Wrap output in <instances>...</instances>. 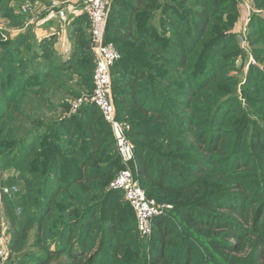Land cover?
Returning a JSON list of instances; mask_svg holds the SVG:
<instances>
[{
  "label": "trees",
  "instance_id": "16d2710c",
  "mask_svg": "<svg viewBox=\"0 0 264 264\" xmlns=\"http://www.w3.org/2000/svg\"><path fill=\"white\" fill-rule=\"evenodd\" d=\"M36 1L0 0L5 28L20 30L0 33V171L17 188L1 195L6 264H264V15L241 35L256 64L240 82V0H111V94L134 177L172 206L146 238L108 190L124 168L109 124L92 103L70 110L92 90L87 18L69 23L63 60L56 35L21 31L10 5Z\"/></svg>",
  "mask_w": 264,
  "mask_h": 264
},
{
  "label": "built area",
  "instance_id": "2783aa9c",
  "mask_svg": "<svg viewBox=\"0 0 264 264\" xmlns=\"http://www.w3.org/2000/svg\"><path fill=\"white\" fill-rule=\"evenodd\" d=\"M51 0L49 8L56 10L59 20L66 24L69 17H77L84 14L88 22L89 50L93 59L92 90L87 95L70 101V110L75 112L83 103H92L100 111L103 119L111 128L115 139L116 150L121 162L125 165L110 181L108 188L121 190L124 199L133 208L136 216L138 232L143 237H149L152 232V219L172 208L171 204L157 202L146 196L144 189L134 177V152L133 144L128 139L126 130L128 125L118 119L116 108L111 94V66L119 59L120 53L112 41L105 38L108 9L111 0ZM244 5V4H243ZM30 4L25 3L22 10L25 12ZM251 4L245 3V16H247ZM240 41L245 42L240 36ZM253 60V59H252ZM16 186H3L2 192L10 194L16 191ZM8 250L4 230H0V264H6Z\"/></svg>",
  "mask_w": 264,
  "mask_h": 264
},
{
  "label": "crops",
  "instance_id": "0c3cea01",
  "mask_svg": "<svg viewBox=\"0 0 264 264\" xmlns=\"http://www.w3.org/2000/svg\"><path fill=\"white\" fill-rule=\"evenodd\" d=\"M60 1H68V3H76L74 0H60ZM46 3L47 4L39 6L40 8H38L35 11L33 17H30L28 19L29 24L27 26L31 27V32L37 41H40L45 37H49L50 35H56L55 36L56 40L53 46L55 47L58 54L62 56V59L66 60L70 56L74 47L73 37H72V34L74 33L73 26L72 25L70 26L69 23L72 22L76 17L70 16L69 21L66 24H63L56 15V10L49 8L50 1L48 0ZM84 22H80V24H83ZM76 25H78V21ZM27 26L25 24V26H23L21 31H23ZM19 31L20 30H12L10 34L15 35V33H18ZM10 173L11 172L9 171H6L4 173L0 171V230L3 229L5 234H6L7 226L5 225L3 204L1 199L2 181Z\"/></svg>",
  "mask_w": 264,
  "mask_h": 264
},
{
  "label": "rangeland",
  "instance_id": "374dc122",
  "mask_svg": "<svg viewBox=\"0 0 264 264\" xmlns=\"http://www.w3.org/2000/svg\"><path fill=\"white\" fill-rule=\"evenodd\" d=\"M47 1L48 0H40V1L38 0V1L30 4L29 8L25 12L22 10V6L25 3H20V4L17 5L14 2H10V5L12 7H14V9L16 10V12H18L20 14H23L25 16L24 17V26H25V24L27 26L29 24L28 19L30 17H33V15L35 14V11L38 8H40L39 6H42L44 4H47L46 3ZM49 1H51V0H49ZM240 1H241L240 3L238 1V3H239L238 4V8H239V11H240V13L238 15L239 22L238 21L236 22V24H235V26L233 28V31L236 33L235 34L236 35V39H237L240 47L243 48V50L245 51V52L244 51L243 52H244V54H245L246 57H243V58H240V59L237 60L236 70H235V72L233 74L237 77V79L240 82H242L243 81V78H244V75H245V71H246L248 65L250 63H252V64L255 63L256 64V61L254 60V58L252 57V55H250V53H249V51L247 49V46H246V42H241L240 41V36L247 32V25H248V23L250 21V18L252 16V14H256V13H259L260 14V13H262L264 15V11H262L260 9H256L254 6L251 5V6H249L250 9L248 11L247 16H245V11L246 10L244 8V5H245V3H247V1H251V0H240ZM16 5H17V7H16ZM5 23H6V19H4L1 16V13H0V33H1V35L3 36V38L6 37V36H8V35L9 36H14L13 34H10L11 31H12V29L5 28V25H6ZM16 34L17 33H15V35ZM82 93H83L82 95H87V94H85V90H83ZM68 99H69V97H68ZM123 166L125 167V165H123ZM108 190H110V189L108 188Z\"/></svg>",
  "mask_w": 264,
  "mask_h": 264
}]
</instances>
